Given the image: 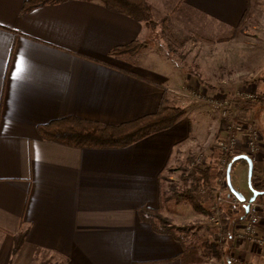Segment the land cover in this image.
I'll list each match as a JSON object with an SVG mask.
<instances>
[{
  "label": "crops",
  "instance_id": "crops-1",
  "mask_svg": "<svg viewBox=\"0 0 264 264\" xmlns=\"http://www.w3.org/2000/svg\"><path fill=\"white\" fill-rule=\"evenodd\" d=\"M23 1L0 0V264H181L180 242L154 232L137 209H162L164 173L197 129L187 114L170 129L120 149L47 142L37 126L66 116L128 122L154 113L162 97L194 105L178 96L187 86L204 90V83L158 54L143 23L97 1L72 0L21 13ZM146 1L153 16L177 8L223 33L250 24V0ZM136 40L145 43L137 54H109ZM236 73L240 82L248 77L237 90L256 95L236 104L242 126L236 136L243 142L253 137L254 151L238 152L252 154L257 186L264 180V60L254 70ZM207 74L205 83L229 89L227 73L212 68ZM259 196L263 207L255 231L262 245L236 241L245 218L224 242L226 256L240 263L264 264V193ZM196 197L203 202L207 195ZM235 212L244 215L242 204ZM24 231L13 255L14 239Z\"/></svg>",
  "mask_w": 264,
  "mask_h": 264
},
{
  "label": "rangeland",
  "instance_id": "rangeland-1",
  "mask_svg": "<svg viewBox=\"0 0 264 264\" xmlns=\"http://www.w3.org/2000/svg\"><path fill=\"white\" fill-rule=\"evenodd\" d=\"M168 14L169 12L163 15H161V13L159 15H152V20L158 25L154 30H150L151 35L147 42L148 44H154L158 48V54L163 53V56L170 59L173 65L180 67L188 75L193 77L197 76L198 80L204 83V90H194L187 86L181 91L183 94L177 95L179 98L184 96L183 99L187 102L192 101V103L194 102L196 105L190 102L189 104L186 103L185 106H183L182 103L181 106L177 105L176 102L169 103L166 100L167 104L183 109L184 114H187V117H189L190 123L197 127V129H195L194 133L191 131L189 139H186L184 141L185 143L177 148L180 149V157L174 162L173 168L164 173V194L161 196L162 209H160V213L173 224L186 226L185 229H187V234L184 236L185 242L195 246L202 257L201 258L199 255L201 261L198 264H224L221 261H216L212 257L210 258L209 255L203 251V244L211 242V238H209L206 232V229L211 227L210 222L206 219L207 216L205 217L195 212L187 201L182 200L180 202H175L170 195L176 190L179 191L178 193L183 191L185 185L182 183L181 174L184 173V170H182L184 167L187 169L191 164V166L214 165L216 163V153H213L211 156L209 151L211 149H216L215 147L217 145L220 146L217 150L222 152L225 157L226 153L222 149L227 141L225 130H227L226 126L229 119L226 118V115H223L222 107L229 108V105L230 107L232 106L239 121L241 117L239 116L236 105L238 101L241 99L250 101L256 96L249 89L237 90V86L240 83H247L246 80L248 77L246 76L245 80H241L240 82V80L236 79L238 77V73L236 72L243 68L246 70H254L258 65L261 66L264 60V0H250V11L248 15L250 24L241 25L227 41H216L215 39L216 36L224 31L202 21L199 17L193 16L187 11H177L174 13V19L171 21L177 29L188 36V39L186 38V42H184L182 47L178 49L177 53L174 55L168 54L165 43L159 34L161 19ZM245 59H247V62H244ZM160 61L159 59H155L153 62ZM212 68L216 69V72H222V74L227 73L228 79L226 78V80H228L227 84L229 89H217L204 82L207 80L208 71ZM215 75L218 76L220 74ZM210 88H212V90ZM192 94H196L197 96ZM218 101H220L219 104H215V102ZM221 124H223V130L220 135H218V127L221 126ZM241 128L242 126L240 125V131L242 130ZM192 134L193 138H191ZM234 136L241 145V147L237 146V148L243 149L244 147L242 145L246 146V141L243 142L236 135ZM246 147L249 149L248 146ZM237 152L238 151L234 153ZM234 153L230 155H234ZM223 162L221 163V179L219 178L217 180V184L221 187V190L217 186L214 193L215 200L210 204H213L212 212L217 205L216 197L219 190L222 194V199H224V192L222 189L225 180L222 178V173L225 172V170L223 171L225 162ZM230 182L232 187L243 196L248 195L250 189L247 182V166L244 161L239 160L231 165ZM253 183L254 179L252 180V184ZM203 197L205 198L204 194ZM227 199L225 198V202H222L219 207H221L222 204L226 205ZM205 200L206 201L203 202H208L207 197ZM235 206L238 208L239 205ZM212 212L209 215H211ZM222 242H224V239H222L221 243ZM222 244L224 245V243Z\"/></svg>",
  "mask_w": 264,
  "mask_h": 264
},
{
  "label": "trees",
  "instance_id": "trees-1",
  "mask_svg": "<svg viewBox=\"0 0 264 264\" xmlns=\"http://www.w3.org/2000/svg\"><path fill=\"white\" fill-rule=\"evenodd\" d=\"M68 1L72 0H24L20 12L25 13L40 6L56 5ZM79 1H97L109 11L122 14L137 22L143 23V25L149 30H154L158 25L152 20L151 8L146 0ZM177 11L180 10L177 8L174 9L171 13L165 15L160 22L161 27L159 34L165 43L169 55L176 54L177 50L180 49L188 39V36L184 35L182 31L177 29L171 21L174 19V13ZM236 30L237 29L234 28L229 29L228 32L216 36L215 39L216 41H227L233 36ZM144 45V42L137 40L132 41L126 45L113 48L109 54L112 56H133L137 54ZM254 99L252 98V100ZM262 101H264V99ZM183 115V109L167 104L165 98L162 97L154 113L128 122L114 125L85 120L74 116H66L37 126V132L40 138L44 141L69 147L81 149H120L138 142L152 134L170 129ZM214 153H216V163L214 165L191 166V164L187 169L184 167V169H182L184 170V173L181 174V180L185 187L180 193L176 190L170 195L175 202H180L182 200L187 201L195 212L200 213L205 217L208 216L213 209V204H210L215 200L214 193L218 186L217 180L221 177V163L224 160V169L226 170V166L231 159L236 155L242 154L238 152L234 155H225L224 157L223 153L219 150H215ZM248 156L251 157L249 154ZM254 170L255 168L253 167L252 178L254 177ZM222 178L225 180V172L222 173ZM252 178V187L256 191L261 192V194L264 193V180H260L261 182L255 186L254 183L252 184ZM222 190L224 192L223 198H230L225 182ZM200 192L206 193L208 202H202L197 199L196 195ZM260 198V196L256 197L255 201L257 202ZM235 210L236 206L231 204H222L220 207L224 242L228 238L234 236L237 231V226L245 218L243 213L237 214ZM137 215L140 221L148 223L154 232L169 235L180 242L182 248L180 253L181 264H198L201 261L202 257L198 249L185 242L184 236L187 234L185 225L173 224L169 219L161 215L160 208L149 209L146 207H140L137 209ZM206 232L209 238H211V242L203 244V251L208 254L210 258L212 257L218 262L224 260V264H241L238 260L231 259L229 255L226 256L223 248L224 245L222 244L224 242L218 243L214 236L216 233L215 228L209 227L206 229ZM25 235L26 232L24 231L15 237L12 249L13 255L18 252Z\"/></svg>",
  "mask_w": 264,
  "mask_h": 264
},
{
  "label": "built area",
  "instance_id": "built-area-1",
  "mask_svg": "<svg viewBox=\"0 0 264 264\" xmlns=\"http://www.w3.org/2000/svg\"><path fill=\"white\" fill-rule=\"evenodd\" d=\"M192 95H194V94H192ZM194 96H197V95L195 94ZM219 102L220 101L215 102V104H219ZM221 102H224V101H221ZM229 104H230V102H229ZM222 110H223V115H226V118L229 119L227 126H226L227 130H225V135L227 137V141H226V145L223 147L222 150L226 153V155H230V154L240 150L239 147L237 148V146L241 147V145L237 142V140L235 139V136H234V135H236L237 132L240 131L239 130V128H240L239 121L240 120L238 121V118H237L235 112L233 111L232 106L230 107V105H229V108L222 107ZM246 143H247L246 146H248L249 149L244 145H242V146L246 147L250 152H253L254 151L253 137H248L246 140ZM253 159H254V157H253ZM224 170L225 169H223V171ZM218 188L221 190V187L218 186ZM220 190L218 191V194L216 197V200H217L216 204L217 205L214 208L212 214L207 216V218H206L210 222L211 227L216 229L215 238H216L218 243H221V241L223 239V235H222L223 226H222L221 218H220V207H219V205H221L222 202H225V200L222 199V194H221ZM226 203L231 204V205H240L241 204L233 196H230V198L227 199ZM260 207H263V205L257 203L256 201H253V202L248 204V213L245 215L246 216L245 217V223L243 224L241 229L235 234L236 241H238V242L248 241V242H250L256 246L262 245V240L257 237L256 231H255V227L257 225V211Z\"/></svg>",
  "mask_w": 264,
  "mask_h": 264
},
{
  "label": "water",
  "instance_id": "water-1",
  "mask_svg": "<svg viewBox=\"0 0 264 264\" xmlns=\"http://www.w3.org/2000/svg\"><path fill=\"white\" fill-rule=\"evenodd\" d=\"M239 160H243L247 166V182H248V187L251 192V196L248 199H245V197L241 193L235 190L232 187V184L230 182L231 165L234 162L239 161ZM252 173H253V160L247 154H240V155L234 156L231 159V161L227 164L226 170H225V185L228 189L229 195L233 196L239 203L242 204L244 215L248 213V204L255 201L256 197L261 194V192L256 191L251 185Z\"/></svg>",
  "mask_w": 264,
  "mask_h": 264
}]
</instances>
